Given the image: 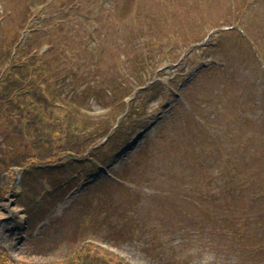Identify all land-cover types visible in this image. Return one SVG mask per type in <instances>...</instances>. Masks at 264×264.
Listing matches in <instances>:
<instances>
[{"label":"rangeland","instance_id":"obj_1","mask_svg":"<svg viewBox=\"0 0 264 264\" xmlns=\"http://www.w3.org/2000/svg\"><path fill=\"white\" fill-rule=\"evenodd\" d=\"M41 3L50 20L34 22L53 45L45 59L57 49L68 57L57 68L78 75L60 87L75 101L65 105L89 111L95 127L91 139L71 135L81 151L65 165L82 171L92 156L124 181L112 184L100 169L82 182L84 174L64 172L69 190L77 185L27 229L13 194L18 172L1 169L0 184L12 188L0 195V249L18 264H48L88 239L109 260L113 253L126 264H161L145 250L154 241L155 256L186 264H264V68L255 54L258 47L264 59V0H0V15L20 38L19 24ZM58 195L46 197L55 203ZM91 200L98 220L82 232ZM106 220L130 233L107 239ZM44 232L56 250L28 253L27 241Z\"/></svg>","mask_w":264,"mask_h":264},{"label":"trees","instance_id":"obj_2","mask_svg":"<svg viewBox=\"0 0 264 264\" xmlns=\"http://www.w3.org/2000/svg\"><path fill=\"white\" fill-rule=\"evenodd\" d=\"M28 10L25 8L24 13ZM6 14L9 15V11ZM6 17L5 14L0 15V173L1 169H4L3 172L11 171L12 168L23 170L19 203L27 208L29 222L36 223L56 204L54 198L46 197L48 195L38 197L43 190V178L46 177L52 185L61 187L62 180L59 177L64 175V171L69 170V166L65 169L67 158L64 157L77 155L81 151V142L78 141L80 139L72 140L71 135H76L75 139L79 132H83L86 135L85 140H88L91 139L90 135H95L92 132L95 127L91 125V117L79 114L77 110L65 105V100L75 101L66 92L63 93L61 88L68 87L65 86L68 78L78 76L69 75V71L57 68V64L68 57H59L55 49L46 59V55L39 58L37 51L44 40L41 39L40 30L20 48L18 40L20 31L8 30ZM45 23L48 22L45 21L43 24ZM19 25L20 30H23V23ZM141 57L140 61L144 63L145 55ZM50 80L56 81V94L48 85ZM89 85L90 83L82 77L80 87L86 89ZM109 107L110 110L114 108L112 105ZM90 170L93 171L94 168ZM75 172H68L67 175L72 176ZM121 181H124V178L120 176L117 180H109L117 185H122L119 184ZM11 188V184H0V195H6ZM92 208L97 209L96 203L92 200L87 206L82 207L86 209L79 220L82 232L94 219ZM100 212L101 210L98 211V216ZM97 220L94 219L95 222ZM110 221H107V239L111 238L113 242H118L130 233L122 224H111ZM111 227L117 229L116 239L111 236V231L109 233ZM53 242L54 240L48 238V233L44 232L27 241L26 251L30 254H50L53 249L56 250V247H52ZM158 245L159 243L149 241L145 246L147 253L156 261L161 264H186L181 258L165 255L162 251L155 256L151 250ZM112 259L100 256L87 245L80 244L71 247L63 256L48 264H124L114 256ZM0 264L18 262L11 261L0 249ZM20 264L24 262L21 261Z\"/></svg>","mask_w":264,"mask_h":264},{"label":"bare ground","instance_id":"obj_3","mask_svg":"<svg viewBox=\"0 0 264 264\" xmlns=\"http://www.w3.org/2000/svg\"><path fill=\"white\" fill-rule=\"evenodd\" d=\"M18 228V226H15V228L14 229H17Z\"/></svg>","mask_w":264,"mask_h":264}]
</instances>
